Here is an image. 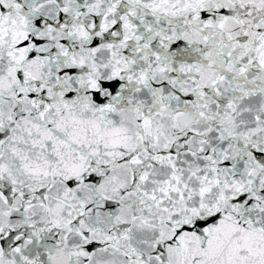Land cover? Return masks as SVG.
<instances>
[{
    "label": "snow or ice",
    "instance_id": "snow-or-ice-1",
    "mask_svg": "<svg viewBox=\"0 0 264 264\" xmlns=\"http://www.w3.org/2000/svg\"><path fill=\"white\" fill-rule=\"evenodd\" d=\"M0 264H264V0H0Z\"/></svg>",
    "mask_w": 264,
    "mask_h": 264
}]
</instances>
